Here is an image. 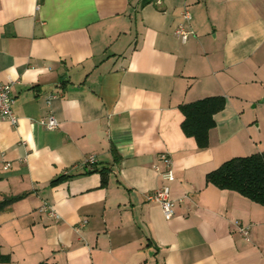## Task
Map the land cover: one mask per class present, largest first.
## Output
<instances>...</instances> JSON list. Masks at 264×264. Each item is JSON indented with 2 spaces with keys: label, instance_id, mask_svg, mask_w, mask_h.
<instances>
[{
  "label": "crops",
  "instance_id": "0c3cea01",
  "mask_svg": "<svg viewBox=\"0 0 264 264\" xmlns=\"http://www.w3.org/2000/svg\"><path fill=\"white\" fill-rule=\"evenodd\" d=\"M0 82L17 118L0 122V264H264V205L206 181L264 151V0H0ZM213 96L199 146L180 105ZM160 153L170 219L146 200Z\"/></svg>",
  "mask_w": 264,
  "mask_h": 264
},
{
  "label": "trees",
  "instance_id": "16d2710c",
  "mask_svg": "<svg viewBox=\"0 0 264 264\" xmlns=\"http://www.w3.org/2000/svg\"><path fill=\"white\" fill-rule=\"evenodd\" d=\"M224 102V97L213 96L180 105L184 115L181 124L184 133L193 136L199 146H205L208 130L214 124L212 114L220 110ZM92 171H96L95 167L87 172ZM206 181L264 205V151L224 161L206 175Z\"/></svg>",
  "mask_w": 264,
  "mask_h": 264
},
{
  "label": "built area",
  "instance_id": "2783aa9c",
  "mask_svg": "<svg viewBox=\"0 0 264 264\" xmlns=\"http://www.w3.org/2000/svg\"><path fill=\"white\" fill-rule=\"evenodd\" d=\"M191 16L187 9H183L181 12V20L176 26V33L178 34L181 41H186L191 34L188 27V22ZM49 97H52L50 95ZM13 98L11 95V83L10 82H0V122L7 121L11 125L17 124V118L12 110ZM41 123L47 129H54L58 126L57 120L50 114ZM160 160L162 161V167L155 165V169L161 178V185L149 193L146 194V200L150 202H156L160 205L162 214L165 219H170L173 217L175 212V203L170 196V182L174 179V172L171 165V161L166 153H160ZM96 159L93 154H89L83 159L84 168L89 171L93 170L95 167ZM9 163L6 162L4 168H7ZM42 208L48 211L51 217L56 218V211L48 204L43 203ZM86 222L82 219L79 225L82 226ZM238 224V231L242 234L245 239H248L249 226Z\"/></svg>",
  "mask_w": 264,
  "mask_h": 264
}]
</instances>
